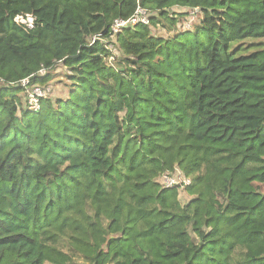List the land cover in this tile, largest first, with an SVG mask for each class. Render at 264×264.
I'll use <instances>...</instances> for the list:
<instances>
[{
  "label": "trees",
  "instance_id": "1",
  "mask_svg": "<svg viewBox=\"0 0 264 264\" xmlns=\"http://www.w3.org/2000/svg\"><path fill=\"white\" fill-rule=\"evenodd\" d=\"M0 264H264V0H0Z\"/></svg>",
  "mask_w": 264,
  "mask_h": 264
},
{
  "label": "built area",
  "instance_id": "2",
  "mask_svg": "<svg viewBox=\"0 0 264 264\" xmlns=\"http://www.w3.org/2000/svg\"><path fill=\"white\" fill-rule=\"evenodd\" d=\"M191 11H192V13H191L192 16L196 14L195 13L196 10H191ZM18 18H21V17H18ZM148 18H149V15L143 9H137L135 11V13L126 20H122V19L114 20L112 25L110 26V29H109L110 39H113L116 36V34H118L123 28L133 27L137 24H142V25L148 26L149 25ZM186 29H190V28H186ZM99 39H100V36L97 35V36H94L91 41L94 42V41L99 40ZM44 73H45L44 69H42L39 72L40 75H44ZM20 84H21V86L26 88L27 84H28V80H22L20 82ZM25 90H26V95H27L26 96V102H25L26 109L32 110V111L38 110L39 109V100L41 98L46 97L48 90L42 89L39 86L28 87ZM179 177L183 180L182 183H180V184H184V183L188 184V181H186L184 179V177L181 175V173L179 171H178V175H176L174 173L171 176L168 174L161 176L158 179V181L162 187L171 188V187L179 185L178 182L175 180V179H179Z\"/></svg>",
  "mask_w": 264,
  "mask_h": 264
},
{
  "label": "rangeland",
  "instance_id": "3",
  "mask_svg": "<svg viewBox=\"0 0 264 264\" xmlns=\"http://www.w3.org/2000/svg\"><path fill=\"white\" fill-rule=\"evenodd\" d=\"M189 11V14H188V16L186 17V18H184V17H178L177 19H175V26L177 27L176 28V30L178 31V32H184L183 30H189V29H186V28H191V24H192V22L196 19V18H199L200 17V14L198 13V11L196 10L195 11V15H193L192 16V11L191 10H188ZM16 22L17 23H28V25H30V23H31V18H16ZM156 31H160L159 33H161V34H165L166 33V31H164V30H162V29H160V28H158V29H156ZM111 41L109 42V44H108V49L112 52V53H114V55H116V56H118V54H119V51H118V49H116L115 48V43H114V41H115V37L113 38V39H110ZM203 40V37L201 36V37H199L198 38V41H202ZM111 45V46H110ZM112 61H113V58L112 57H110V58H108V63H112ZM64 71V69H62V68H60V70L58 69L56 72H54L55 73V75L57 74V73H61V72H63ZM55 82H53V83H51V93H52V96L56 99V98H59V97H63V98H66L67 96V91H66V89L63 87V84H64V82H65V79H64V77H57V78H55V80H54ZM58 81H61V82H58ZM26 88H28V87H26ZM21 96L24 98V93H22L21 94ZM25 105V104H24ZM25 109H26V107H25ZM176 175H178V170H176L175 172H174ZM173 173V174H174ZM172 174V175H173ZM182 175V174H181ZM177 182H178V184H180V183H182V179L179 177V179H175ZM191 200V198L184 192V190L181 188V187H179V201H180V203L182 204V205H184L185 203H188L189 201Z\"/></svg>",
  "mask_w": 264,
  "mask_h": 264
}]
</instances>
